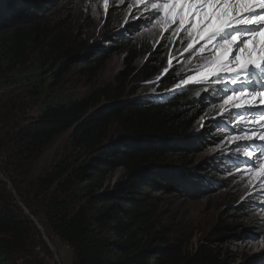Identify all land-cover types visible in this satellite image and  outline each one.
Masks as SVG:
<instances>
[{
  "label": "trees",
  "instance_id": "trees-1",
  "mask_svg": "<svg viewBox=\"0 0 264 264\" xmlns=\"http://www.w3.org/2000/svg\"><path fill=\"white\" fill-rule=\"evenodd\" d=\"M120 1L109 4L99 28L80 1L0 0V91L6 89L0 92V173L32 216L42 211L44 224L38 222L73 251V264H222L211 250L191 255L176 239L167 240L171 229L157 211L169 196L188 194L193 202L219 193L224 200L228 192H237L233 172L241 168V158L227 137L229 129L232 134L238 130L231 121L228 129L220 123L216 85H188L165 102L117 100L93 111V100L56 91L65 67L95 77L112 57L121 59L115 80L121 88H146L159 79L156 88L163 91L190 73L197 61L192 52L169 67V57L187 44L185 34L174 40L170 30L163 36L142 31L152 10L133 8L134 0H123L126 18L133 22L129 37L118 34ZM104 41L106 46L98 49ZM169 44H174L171 49ZM116 96L125 93L117 89ZM204 114L208 125L199 129ZM63 133L70 134L75 154L39 175L37 159ZM208 140L214 154L197 161ZM117 168H123L122 174L106 184ZM246 195L247 189L234 195L235 202L226 200L231 201L226 214L231 220L220 221L222 235L240 231L255 213L253 206L264 211L254 195ZM6 199L11 200L3 190L0 264H19L28 255L30 231L49 255L33 223ZM27 264L46 262L35 257Z\"/></svg>",
  "mask_w": 264,
  "mask_h": 264
},
{
  "label": "rangeland",
  "instance_id": "rangeland-1",
  "mask_svg": "<svg viewBox=\"0 0 264 264\" xmlns=\"http://www.w3.org/2000/svg\"><path fill=\"white\" fill-rule=\"evenodd\" d=\"M73 1L85 3L87 14L91 15L94 22L99 25V28H101V22L105 19L102 6L104 0ZM110 1L115 6L118 4V0ZM120 4L123 5L121 13L122 17L119 19L120 25L116 31L121 37L128 38L129 36L127 31L133 22H131V18L128 20L126 18L127 6H124L125 3L123 0L120 1ZM149 28L152 29L147 30ZM142 31H154L156 34L157 32H160L157 27H153V25L148 22L142 27ZM184 38L187 39L185 35ZM106 44L107 42L104 41L100 43L97 48L102 49L106 46ZM173 45L174 44H169L170 49ZM182 52L183 51H181L179 56H181ZM171 61H174V59ZM65 68L66 73L62 77L61 86L56 88V91L62 89L63 91H69L72 94H75L76 97L93 100L95 107L91 109V111L99 110L108 103L117 102V100H138L141 96L151 95V93H155L157 91V82L153 83L152 87H150V83L145 84L148 85L146 88H144V86L136 87L134 84L121 88L122 85L115 82L117 75L122 71L121 59L119 57H112L108 59L104 68L95 77L90 75H81L73 66H71L70 69L67 67ZM190 75L192 74H186L185 77L187 78ZM179 83L180 82L177 84ZM115 88L118 89L119 93H125V96L123 98L117 97V89ZM5 90V88H2L0 92H5ZM111 90L113 95L106 96ZM19 105L21 106V103ZM38 105L39 103L32 108V111H35ZM206 115L207 114H204L200 118L199 129L207 127L208 124L205 123L207 119L203 118ZM117 135L118 134H113L112 137H116ZM211 141L212 140H208L202 147V150L199 149V153L196 157L197 161L206 159L214 154V148L212 147ZM256 143L259 144L261 142L257 141ZM243 146L244 145H241V148H243ZM252 147L255 148V144H253ZM75 152L76 150L70 142L69 133H63L57 136L46 148L42 156L37 159L35 163L36 173L39 171V175H41L42 171H50L56 162L65 156L74 155ZM237 155L241 158L240 162L244 159H249L243 155V152ZM255 162V159H253V163ZM122 172V169L114 171L108 176L106 184H112L122 174ZM233 173L234 177H237V180H239L238 185L235 184L237 192H228L226 195L227 197L224 200V194L219 193L214 195V197H204L193 202L188 194H186V196L179 195L175 198H171V196H169V198L166 199V203L163 201L157 207V211L160 213L161 222L171 229V232L166 236V239L170 242L171 238L172 240L176 239L177 244L183 248V251L191 255L200 250H204L205 252L206 250H211L220 257L222 264H264V251H261L260 247L250 251L247 250V248L245 250V246L250 242L259 241L264 244L263 210H259L257 206H253L255 213L250 216V220L241 223L240 231L236 232L234 235H222L220 233V221L225 222V220H231L229 216L226 217V214L229 211L227 205H229L231 201L226 202V200L233 199L235 202L236 199L234 195L236 193H240L241 190L247 189V195H254V202L257 205H264V177H260L259 175L256 177L250 176L247 171L242 170L241 168L237 169L236 172ZM224 178L225 177H222V179ZM1 182L0 192H3V190L8 192V195L11 198L10 201L9 199H6L7 204H13L14 207H18L23 212L17 200L11 194V188L8 189L7 184L2 180ZM36 219L44 224V215L41 210L37 211ZM257 220L258 224L256 222ZM258 225L259 228H257ZM44 231H47L46 234L53 245L54 252L49 250L50 254L46 255L41 249L38 237L30 231L29 239H31L32 242L29 243V248L26 249L28 255L21 258L19 264H27L35 257L38 259H45L46 264H73V251L59 238L54 236L50 229ZM34 245L35 247H33ZM163 246H166L165 242ZM55 253L58 256L59 261H57V258L54 257Z\"/></svg>",
  "mask_w": 264,
  "mask_h": 264
},
{
  "label": "snow or ice",
  "instance_id": "snow-or-ice-1",
  "mask_svg": "<svg viewBox=\"0 0 264 264\" xmlns=\"http://www.w3.org/2000/svg\"><path fill=\"white\" fill-rule=\"evenodd\" d=\"M136 3H143L145 9L150 6L147 22L157 27L162 36L169 30L173 39L181 32L185 34L188 43L184 51L192 50L197 65L193 74L176 87L216 85L213 95L222 100L220 123L228 129L231 121L232 128L238 130L232 134L229 129L228 143L237 154L243 152L249 158L246 163L253 170V177H264V0H136ZM104 7L107 11L108 0H104ZM172 59L170 56L169 67ZM240 142L244 143L243 148Z\"/></svg>",
  "mask_w": 264,
  "mask_h": 264
},
{
  "label": "clouds",
  "instance_id": "clouds-1",
  "mask_svg": "<svg viewBox=\"0 0 264 264\" xmlns=\"http://www.w3.org/2000/svg\"><path fill=\"white\" fill-rule=\"evenodd\" d=\"M134 2H136L135 0H134ZM111 3V1L110 0H108V7H109V4ZM141 6H144V4L143 3H141V4H135V6L133 7V8H139V7H141ZM150 8V6L147 8L148 10H152V9H149ZM103 12H104V14L107 12L106 10H105V7L103 6ZM120 32V31H119ZM178 37V36H177ZM177 37H175L174 38V40L177 38ZM187 43H188V40H187ZM186 46H187V44H186ZM185 46V47H186ZM200 45L199 44H197V45H195V47L196 48H198ZM183 52H182V54H181V56H179V54H177V55H175L174 56V60H176V59H180V58H183L184 56H186L187 54H189L190 52H192V50H190L189 52H185L184 51V49L182 50ZM172 62V61H171ZM196 65H197V61L196 62H193V64L190 66V68L188 69V71L187 72H190V73H188V74H193V69L196 67ZM165 73V71L162 73V75ZM186 77H184V79H185ZM158 80L159 79H157L155 82H158ZM155 82H152L151 84H150V87H152L153 85V83H155ZM180 82V81H179ZM177 84V83H176ZM175 85V84H174ZM173 85V87L171 88H167V89H165V90H163V91H156L155 93H151V95H144V96H141V97H139V99H142V100H145V101H154V102H165V101H167V100H169L175 93H177V92H180L182 89H184V87H186V86H188V85H183L181 88H177L176 86H174ZM189 85H195V84H189ZM157 86V85H156ZM173 88H176L175 90H172ZM156 90H157V88H156ZM170 90H172V91H170ZM170 91V92H169ZM166 92H168V93H166ZM166 93V94H165ZM159 94H162V95H159ZM138 99V100H139ZM240 144L241 145H244V143L243 142H240ZM245 161H247L246 159H244L242 162H241V169L242 170H245V171H247V169H246V167H245ZM248 164V163H247ZM250 168V167H249ZM120 170V169H122V171H123V168H117L116 170ZM115 170V171H116ZM250 170H252V169H250ZM253 171V170H252ZM248 172V171H247ZM250 176H252V173H251V175ZM1 180V179H0ZM5 183V182H4ZM114 183V182H113ZM10 184V183H9ZM10 188H11V186H10ZM11 194L14 196V198L16 199H18V197L15 195V193H14V191L13 190H11ZM19 200V199H18ZM17 200V202H18V204L20 203L21 204V202H19ZM22 205V204H21ZM23 206V205H22ZM24 207V206H23ZM25 208V207H24ZM26 209V208H25ZM27 210V209H26ZM28 211V210H27ZM23 213H24V211H23ZM29 213V212H28ZM25 214V213H24ZM30 214V213H29ZM26 215V214H25ZM31 215V214H30ZM27 216V218L30 220V218L28 217V215H26ZM32 216V215H31ZM34 219H36L34 216H32ZM37 220V219H36ZM32 223H33V221L32 220H30ZM38 221V220H37ZM39 223V222H38ZM33 225H34V223H33ZM39 225L41 226V224L39 223ZM35 226V225H34ZM42 227V226H41ZM35 228H36V230L38 231V229H37V227L35 226ZM43 229V228H42ZM44 230V229H43ZM39 232V231H38ZM45 232V231H44ZM39 234H40V232H39ZM45 234H46V232H45ZM40 236H41V234H40ZM46 236H47V234H46ZM42 237V236H41ZM48 237V236H47ZM43 239V238H42ZM49 239V238H48ZM44 241V240H43ZM50 241V240H49ZM45 242V241H44ZM51 243V242H50ZM46 244V243H45ZM52 245V244H51ZM46 246H47V244H46ZM48 247V246H47ZM52 247H53V245H52ZM49 248V247H48ZM49 250L52 252V250L49 248ZM53 252H54V249H53ZM56 254V253H55ZM57 255V254H56ZM55 257V256H54ZM57 261H59L58 260V256H57ZM257 264V263H256Z\"/></svg>",
  "mask_w": 264,
  "mask_h": 264
},
{
  "label": "water",
  "instance_id": "water-1",
  "mask_svg": "<svg viewBox=\"0 0 264 264\" xmlns=\"http://www.w3.org/2000/svg\"><path fill=\"white\" fill-rule=\"evenodd\" d=\"M175 89H176V88H173L172 90H175ZM172 90H170V91H172ZM170 91H169V92H170ZM166 93H168V92H166ZM166 93H165V94H166ZM159 95H162V94H159ZM0 179H1L3 182H5V183L7 184V188L10 189V184H9V182H8V181L2 176L1 173H0ZM13 195H14V194H13ZM16 200H18V199L16 198ZM19 206L22 208V210L24 211V213H25L26 215H28V217L30 218V220L33 221L34 225L37 227L38 231L40 232V234H41L43 240L45 241V243L47 244V246L53 251V247H52V245H51V243H50L48 237L46 236L44 230H43L42 227L39 225L38 221H37L36 219H34V218L28 213V211H27V210H26V209H25L20 203H19ZM54 256H55V258H57V255H56V254H55Z\"/></svg>",
  "mask_w": 264,
  "mask_h": 264
},
{
  "label": "bare ground",
  "instance_id": "bare-ground-1",
  "mask_svg": "<svg viewBox=\"0 0 264 264\" xmlns=\"http://www.w3.org/2000/svg\"><path fill=\"white\" fill-rule=\"evenodd\" d=\"M261 248V251H264V244H263V242L261 243V242H259V241H257V242H250V243H248V245H246L245 246V250H246V248H247V250H254V249H258V248Z\"/></svg>",
  "mask_w": 264,
  "mask_h": 264
}]
</instances>
